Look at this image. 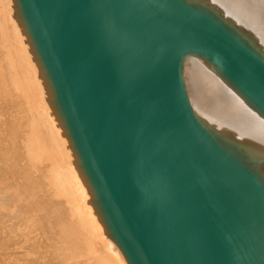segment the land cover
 <instances>
[{
	"label": "water",
	"instance_id": "95a60500",
	"mask_svg": "<svg viewBox=\"0 0 264 264\" xmlns=\"http://www.w3.org/2000/svg\"><path fill=\"white\" fill-rule=\"evenodd\" d=\"M47 99L128 264H264V193L201 129L195 50L264 110V62L179 0H11Z\"/></svg>",
	"mask_w": 264,
	"mask_h": 264
},
{
	"label": "bare ground",
	"instance_id": "6f19581e",
	"mask_svg": "<svg viewBox=\"0 0 264 264\" xmlns=\"http://www.w3.org/2000/svg\"><path fill=\"white\" fill-rule=\"evenodd\" d=\"M179 1L264 62V11L252 0ZM178 73L201 129L264 193V110L195 50ZM46 92L11 0H0V264H128Z\"/></svg>",
	"mask_w": 264,
	"mask_h": 264
},
{
	"label": "rangeland",
	"instance_id": "374dc122",
	"mask_svg": "<svg viewBox=\"0 0 264 264\" xmlns=\"http://www.w3.org/2000/svg\"><path fill=\"white\" fill-rule=\"evenodd\" d=\"M259 8L264 11V0H252Z\"/></svg>",
	"mask_w": 264,
	"mask_h": 264
}]
</instances>
